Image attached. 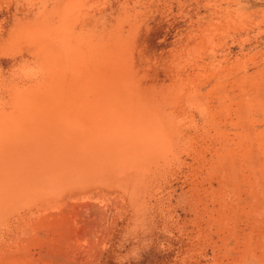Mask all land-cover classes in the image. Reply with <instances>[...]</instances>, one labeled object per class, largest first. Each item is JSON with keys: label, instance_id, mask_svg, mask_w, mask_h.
I'll use <instances>...</instances> for the list:
<instances>
[{"label": "rangeland", "instance_id": "obj_1", "mask_svg": "<svg viewBox=\"0 0 264 264\" xmlns=\"http://www.w3.org/2000/svg\"><path fill=\"white\" fill-rule=\"evenodd\" d=\"M0 264H264V0H0Z\"/></svg>", "mask_w": 264, "mask_h": 264}]
</instances>
